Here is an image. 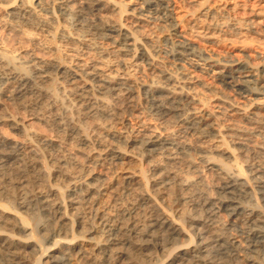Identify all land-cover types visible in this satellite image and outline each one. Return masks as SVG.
<instances>
[{
    "label": "bare ground",
    "instance_id": "1",
    "mask_svg": "<svg viewBox=\"0 0 264 264\" xmlns=\"http://www.w3.org/2000/svg\"><path fill=\"white\" fill-rule=\"evenodd\" d=\"M226 8L0 0V28L15 34L10 46L0 37V94L52 130L0 101V123L18 135L0 127V264H264V59L199 44L256 31ZM151 24L167 33L154 39ZM207 68L242 99L196 74Z\"/></svg>",
    "mask_w": 264,
    "mask_h": 264
},
{
    "label": "rangeland",
    "instance_id": "2",
    "mask_svg": "<svg viewBox=\"0 0 264 264\" xmlns=\"http://www.w3.org/2000/svg\"><path fill=\"white\" fill-rule=\"evenodd\" d=\"M215 1V0H214ZM217 1H221L222 3L224 2V4L227 6V8H228V5H229V7H233V3H236V1H237V3L236 4H234V6L236 5V7H235V9H233L232 8V10H230V12H229V14H231V16H233V14H235V16L236 17H252L251 18V20H253V22H254V19H255V22H254V25H255V28H256V31H254V32H249V35L248 34H246V35H234V37H235V39H234V37H233V40L232 41H225V42H220L219 44H218V46H217V43H216V45L215 44H210V45H208L207 43H205V42H202L201 43V41L199 42V44L201 45V47L203 48L204 47V44H206L205 45V48H203L206 52H208V53H215L216 51H217V53H219V54H221L222 56H230V55H232V54H239V55H242L243 56V54H247L248 52V54L246 55V58H247V60H249L250 62H251V64L252 65H257L258 63V65H261L262 63H263V59H264V31L262 30V29H264V0H217ZM232 1V2H231ZM241 2H245V3H241ZM240 6H238V5ZM232 5V6H231ZM226 8V9H227ZM237 9V10H236ZM253 11H261V14L263 15V16H261V17H259V18H257L256 16H254V15H252L253 14ZM251 13V14H250ZM227 14H228V12H227ZM228 14V15H229ZM158 24H155V26L154 25H148V27L150 28V26H152L151 27V30L149 29V28H146L147 26H145V32L146 33H149L151 36H153V38L155 39V33H157L158 32V34H156V35H158V37L160 36L161 38L167 33V30L166 29H164V28H161V27H159V26H157ZM258 25H260V26H258ZM263 26V27H262ZM168 27V26H167ZM260 27V28H259ZM147 29V30H146ZM152 29H154V30H152ZM257 29H258V31H257ZM148 30H150L149 32H148ZM157 30V31H156ZM164 31V32H162V31ZM166 30V31H165ZM6 31V32H5ZM11 29H6V28H0V37L2 38V39H4V41L7 43V45L9 44V46L10 45H13V43H14V40H15V34H14V32L12 31ZM154 31V34L153 33H151V32H153ZM263 31V32H262ZM162 34H161V33ZM7 34H9V35H7ZM252 34V35H251ZM242 36V37H241ZM249 36H252V37H249ZM241 37V38H240ZM240 38V39H239ZM236 39H238V40H236ZM256 39V40H255ZM11 41V42H10ZM231 42V43H230ZM12 43V44H11ZM24 45H28V42H24L23 43ZM164 42H162L161 41V45L162 46H165L166 44H164ZM225 44V45H224ZM242 45L245 47V50H247V51H245V53H242L240 50H239V48H241L242 47ZM210 46V47H209ZM212 46H214V47H212ZM216 46V47H215ZM249 46V47H248ZM236 47V48H235ZM208 48V49H207ZM212 49H214V50H212ZM218 49V50H217ZM42 49H38L37 50V53L39 54V52H41L40 54L41 55H44L45 56V54H47L46 56H49L48 54V52L47 51H44V50H42ZM216 50V51H215ZM238 51V53H237V51ZM251 50V51H250ZM259 50V51H258ZM219 51V52H218ZM231 51V52H230ZM239 51H240V53H239ZM46 52V53H45ZM225 52V53H224ZM235 52V53H234ZM247 52V53H246ZM263 52V53H262ZM227 53V54H226ZM262 53V54H261ZM224 54V55H223ZM226 54V55H225ZM260 54V55H259ZM261 58V59H260ZM258 62V63H257ZM165 67H170V64L167 62V63H165V65H164ZM208 70V71H207ZM264 71V70H263ZM263 71H261L262 72V74H261V72L260 73H258V80H257V82H256V86H257V88L258 89H260L261 91H263V94H264V73H263ZM198 72H199V74H198ZM201 73V74H200ZM213 73V71L211 70V68H207L206 70H202V71H200V70H196V74H198V76H202L201 78H203L205 81H208V80H210V81H213V83L215 84V83H217V84H215L216 86L218 85V89H220V92L221 93H224V94H227V95H230L231 93V96L233 97V95L235 96V98L236 99H238V98H240V99H242L241 98V96H242V92L240 91L239 92V90H237V89H235L234 87H231L229 84H228V86L226 85L227 83H225L224 84V82L223 81H221L219 78H217L216 76H214V73ZM213 77H215V78H213ZM260 77H262V80H261V78ZM212 79H214V80H212ZM215 79H216V81H215ZM217 79H219V81L217 80ZM209 81V82H210ZM215 81V82H214ZM263 82V83H262ZM219 83V84H218ZM222 85H221V84ZM219 85H221V86H219ZM222 86H223V88H222ZM263 87V88H262ZM1 89V88H0ZM235 89V90H234ZM227 91H229L228 93H227ZM236 91V92H235ZM219 92V93H220ZM231 92V93H230ZM6 97V98H5ZM8 96L7 95H5L4 93L2 94H0V101L3 103V111H5V112H9V113H11V112H13V113H11V114H13V115H15L16 114V116L17 117H21V118H23V119H25L26 117L28 118H26L25 120L26 121H28L29 123H30V125H29V127L31 128V129H33V130H36V131H40V132H45V133H49V134H51L52 132H49V131H52L48 126H46V125H44L43 123H41L40 121H38L37 119H35L33 116H32V113H31V111H29L28 109H25L22 105H20L18 102H15L14 100H12V99H10L9 97L7 98ZM2 98H3V100H2ZM13 102H12V101ZM11 104H10V103ZM15 102V103H14ZM12 103H14V106H13V104ZM5 104V105H4ZM10 108V109H8V107ZM13 106V107H12ZM17 108V110H16V108ZM14 108V109H13ZM20 108V109H19ZM12 109H13V111H12ZM15 110V111H14ZM19 110V111H18ZM27 111V112H25V111ZM17 111H18V114H17ZM24 111V112H23ZM22 115V116H21ZM25 115V116H24ZM32 117V118H31ZM129 117V116H128ZM134 116L132 115V116H130L129 118H130V120L133 118ZM173 117V118H172ZM172 117H170V116H168L167 118H161L160 119V121L161 120H163V123L166 121V119H167V121L164 123L166 126H168V124L170 123V124H172V123H175L173 126L172 125H169L168 127H170V128H172V129H175V130H179V128H181V124L177 121V119H176V117H174V116H172ZM30 118V119H29ZM148 118H150V117H148ZM151 118H153L152 119V121H154V122H156L157 120L155 119V117H151ZM34 119V120H33ZM134 119V118H133ZM133 119L131 120V121H133ZM32 120H33V122H32ZM170 120V121H169ZM174 121V122H173ZM159 122V121H158ZM35 123V124H34ZM179 123V124H178ZM0 127H3L2 128V130L5 132V133H7V134H10V135H12V136H14V137H18V135L14 132V130H13V132H12V129H11V127L9 126V125H7V124H5V123H0ZM42 125V126H41ZM44 125V126H43ZM178 126V129H176L177 128V126ZM34 128H33V127ZM175 126V127H174ZM180 126V127H179ZM36 127V128H35ZM42 127V128H41ZM47 127V128H46ZM44 129V130H43ZM45 129H47V130H45ZM46 131H48V132H46ZM186 135H188V136H186L187 138H189V137H191V136H194V137H191L192 139H194V138H196V136L195 135H191V134H186ZM191 138H189V140H191ZM192 141V140H191ZM78 156H80V155H78ZM78 158H82V157H78ZM13 163V164H12ZM14 165L15 164V166H12V165ZM145 164V163H144ZM144 164H143V166H144ZM6 165H8V166H3L2 168L3 169H20V167L17 165V163H14V162H10V163H7ZM145 166H147L146 164H145ZM5 167V168H4ZM7 167V168H6ZM12 167V168H11ZM14 167V168H13ZM95 169L96 170H104V167L101 165V167H100V165H96L95 166ZM259 195V194H258ZM262 210V209H261ZM264 210V209H263ZM220 211V212H219ZM218 211V213H219V218L221 219V221L222 222H224V226H226V228L227 227H229V228H227V230H230V231H228L229 233L231 232L232 233V235L234 236V237H236V239L237 240H241V242H244V240H243V238H245L244 237V235L242 234V232H241V230H240V228H236V227H239L238 226V223L236 224V223H234V222H232V220H233V217H231L230 215H229V213L227 212V211H223V210H219ZM221 213V214H220ZM220 215H221V217H220ZM223 217H224V219H223ZM223 219V220H222ZM232 219V220H231ZM228 220V221H227ZM236 222V221H235ZM228 223H229V225H228ZM230 225H232L233 226V228H232V226H230ZM235 226V227H234ZM235 231V233H234V231ZM235 229H237V230H235ZM233 231V232H232ZM236 232H237V234H236ZM240 236V237H239ZM239 239H238V238ZM243 237V238H242Z\"/></svg>",
    "mask_w": 264,
    "mask_h": 264
}]
</instances>
